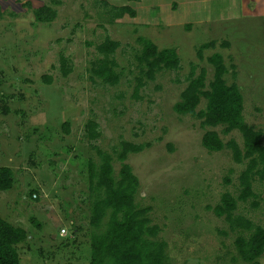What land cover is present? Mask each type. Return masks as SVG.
Here are the masks:
<instances>
[{"label":"rangeland","instance_id":"374dc122","mask_svg":"<svg viewBox=\"0 0 264 264\" xmlns=\"http://www.w3.org/2000/svg\"><path fill=\"white\" fill-rule=\"evenodd\" d=\"M61 1L57 18L41 23L34 10L51 0H0V168L13 170L12 188L0 189V217L28 232L17 245L21 264H90L92 234L103 229L90 221L98 195L90 163L98 168V150L108 152L118 178L123 141L146 146L126 162L140 180L136 203L151 209L170 263L264 264V253L256 263L242 259L235 241L250 232L232 229L213 209L226 192L238 197L248 161L237 162L227 146L209 151L202 144L215 130L244 149L242 132L225 133L174 108L192 64L197 73L206 68L208 83V57L220 52L228 83L243 93L245 121L263 132L264 143V0ZM121 6L136 15L117 16ZM107 37L120 43L111 56L116 84L94 71ZM140 37L175 48L181 68L159 69L154 79L143 74ZM211 41L201 59L199 48ZM206 105L203 98L198 109ZM91 120L101 133L95 140ZM253 190L257 197L238 200L235 214L264 227V181L255 178Z\"/></svg>","mask_w":264,"mask_h":264},{"label":"trees","instance_id":"16d2710c","mask_svg":"<svg viewBox=\"0 0 264 264\" xmlns=\"http://www.w3.org/2000/svg\"><path fill=\"white\" fill-rule=\"evenodd\" d=\"M51 4L43 5L34 10L36 21L51 23L58 16L55 7L61 0H51ZM30 6V3L25 4ZM2 11L0 8V15ZM126 13L136 15L130 6H121L117 16ZM143 48L138 55V62L142 73L154 79L159 69L181 68V59L175 48L159 49L153 41L140 37ZM226 45H229L226 43ZM120 43L107 37L99 44L98 50L104 55L94 69L95 73L104 81L116 84L119 75L115 67L117 62L111 57ZM214 46V42L205 43L199 48L201 59L203 50ZM63 73L67 75L65 59H63ZM214 66V77L207 83V70L202 67L197 73V65L192 64L188 84L181 93V100L174 105L175 111L183 115H191L203 120L204 125L217 127L225 126L224 132L233 130L242 132L244 149L236 140L231 139L227 144L215 130H208L203 135L202 144L209 151H221L225 146L233 151L234 159L241 163L247 160V166L239 176L241 191L238 197L226 192L222 200L213 209L218 216L224 217L232 229L247 230L248 236L240 235L236 238L237 249L244 261L256 263L264 253V227L254 224L250 219L236 215L239 201L256 198L253 190L255 178L264 181V143L263 132L249 125L244 118V96L239 84L228 83L226 74L228 67L222 53L214 52L208 57ZM145 83L140 79L139 86ZM137 88V89H138ZM207 100L206 108L198 109L202 99ZM67 123V131H69ZM98 123L91 120L88 123V133L91 139H98L101 135ZM123 148L118 157L122 161L119 177L114 175L113 157L108 152L98 150L101 163L96 168L90 163V184L98 195L91 205V224L103 228L94 232L91 238L90 264H172L167 258V243L157 240L160 235L158 224H152L149 217V207H139L136 193L140 185L138 176L132 166L126 162L129 153H139L145 144L123 141ZM13 185V170L10 167L0 168V189L8 190ZM95 187V188H94ZM257 205V203H255ZM107 219L105 225L103 221ZM28 232L25 228L13 225L0 217V264H21L17 245L26 241Z\"/></svg>","mask_w":264,"mask_h":264},{"label":"built area","instance_id":"2783aa9c","mask_svg":"<svg viewBox=\"0 0 264 264\" xmlns=\"http://www.w3.org/2000/svg\"><path fill=\"white\" fill-rule=\"evenodd\" d=\"M63 232H65V230H63Z\"/></svg>","mask_w":264,"mask_h":264},{"label":"crops","instance_id":"0c3cea01","mask_svg":"<svg viewBox=\"0 0 264 264\" xmlns=\"http://www.w3.org/2000/svg\"><path fill=\"white\" fill-rule=\"evenodd\" d=\"M154 6V5H153ZM156 44V43H155ZM158 46V45H157Z\"/></svg>","mask_w":264,"mask_h":264}]
</instances>
